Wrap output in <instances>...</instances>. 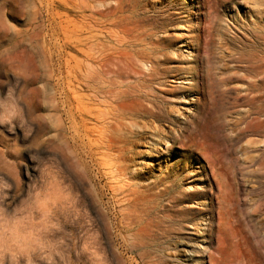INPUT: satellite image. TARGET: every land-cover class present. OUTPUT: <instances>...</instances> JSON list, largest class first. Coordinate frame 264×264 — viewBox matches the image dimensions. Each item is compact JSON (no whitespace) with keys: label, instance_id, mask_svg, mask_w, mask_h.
<instances>
[{"label":"rangeland","instance_id":"374dc122","mask_svg":"<svg viewBox=\"0 0 264 264\" xmlns=\"http://www.w3.org/2000/svg\"><path fill=\"white\" fill-rule=\"evenodd\" d=\"M9 83L0 264H264V0H0Z\"/></svg>","mask_w":264,"mask_h":264},{"label":"clouds","instance_id":"9594fccd","mask_svg":"<svg viewBox=\"0 0 264 264\" xmlns=\"http://www.w3.org/2000/svg\"><path fill=\"white\" fill-rule=\"evenodd\" d=\"M11 74L21 82L27 79L24 74L14 70ZM0 126L12 129L19 127L26 137L30 136L37 127L30 100L23 92L22 84L18 87L9 83L6 90H0ZM23 207L26 212L29 210L27 205ZM23 215L15 209L0 207V239L6 245H15L23 241L25 230V225L21 223Z\"/></svg>","mask_w":264,"mask_h":264}]
</instances>
